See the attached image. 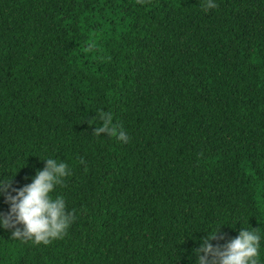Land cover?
<instances>
[{"label": "trees", "instance_id": "1", "mask_svg": "<svg viewBox=\"0 0 264 264\" xmlns=\"http://www.w3.org/2000/svg\"><path fill=\"white\" fill-rule=\"evenodd\" d=\"M206 2L0 0V179L64 160L75 216L48 244L0 227V264H195L209 229L264 237V0ZM104 112L128 143L94 134Z\"/></svg>", "mask_w": 264, "mask_h": 264}, {"label": "clouds", "instance_id": "2", "mask_svg": "<svg viewBox=\"0 0 264 264\" xmlns=\"http://www.w3.org/2000/svg\"><path fill=\"white\" fill-rule=\"evenodd\" d=\"M216 7V0H207V9ZM101 120L102 124L95 128V135L107 133L122 143L130 141V136L114 121L112 113L104 112ZM42 160L46 162L45 167L38 169L32 182L21 188H12L15 176L10 180L0 179V196L10 204L8 213H0V227L14 229L13 238L48 244L67 234L75 216L68 210L63 196L53 195L57 186L71 174L69 164L52 157ZM223 226L218 230L209 229V234L198 241L199 247L194 249L195 264H261L264 237L255 230L258 228L241 227L239 234L225 244H214L212 241L225 239L221 235Z\"/></svg>", "mask_w": 264, "mask_h": 264}]
</instances>
